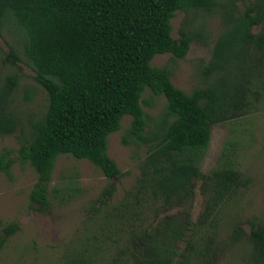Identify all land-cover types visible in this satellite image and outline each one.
I'll return each mask as SVG.
<instances>
[{"label":"trees","instance_id":"1","mask_svg":"<svg viewBox=\"0 0 264 264\" xmlns=\"http://www.w3.org/2000/svg\"><path fill=\"white\" fill-rule=\"evenodd\" d=\"M241 5L236 0H0V32L10 25L23 34V58L46 94L44 113L15 151L36 173L29 207L50 210L49 183L61 155L87 160L108 180L119 178L107 147L124 116L131 120L122 143L147 147L140 176L124 201L106 209L116 189L111 183L104 187L96 200L104 207L102 220L91 217L95 229L86 228L85 243L66 253L64 264H173L176 259L199 264L208 258L221 212L247 186L227 149L208 174L199 170L211 129L264 109V0H241ZM177 11L186 17L174 39L171 20ZM188 13L199 14L201 22ZM214 16L223 30L200 68L202 86L186 93L171 82L167 67L151 61L167 53L183 59L193 40L206 42L204 19ZM19 59L11 48L4 62L14 66ZM18 81L16 73L0 75V137L15 134L20 125ZM146 90L165 98L152 129L143 109L151 106L143 99ZM11 152L0 151V173L8 178ZM195 180L204 202L193 221ZM174 207L181 210L154 224L143 219L147 212ZM16 230L15 224L4 227L0 246ZM232 236L243 237L239 229ZM244 238L250 246L247 264H264V224Z\"/></svg>","mask_w":264,"mask_h":264},{"label":"rangeland","instance_id":"2","mask_svg":"<svg viewBox=\"0 0 264 264\" xmlns=\"http://www.w3.org/2000/svg\"><path fill=\"white\" fill-rule=\"evenodd\" d=\"M241 7V0H236ZM253 1V0H251ZM186 14L177 11L171 20L172 37L177 39L178 31ZM187 17L201 22L199 14L188 13ZM206 42L193 40L183 59H174L171 54L156 55L151 65L167 67L170 80L177 88L189 93L202 86L200 68L211 58V52L223 28L218 16L204 19ZM258 28H254L256 32ZM23 34L6 25L0 32V75L16 73L19 76L15 92V107L20 118L17 132L0 137V151L12 150L14 163L11 177L0 173V235L9 224L17 226L16 232L0 246V264H64V255L85 243L88 230L95 229L91 217L102 220L104 207L96 200L108 184L115 186V192L106 209L117 206L140 176L139 165L146 156L147 147L124 145L121 141L130 124L131 117L124 116L119 131L108 137L107 153L117 164L121 175L108 180L87 160H76L70 155H61L56 161L49 183L50 210L46 213L29 207V193L36 181V173L28 164L17 160L19 142L31 134V123L39 118L46 108V94L33 80L35 74L27 65L21 52ZM20 58L14 66L4 62L10 49ZM143 99L151 106L143 105L150 129L159 119L165 107L163 96H154L149 90ZM227 149L236 169L247 179V186L240 189L220 214V228L214 249L208 258L199 264H247L250 246L245 235L257 224H264V109L255 110L240 119L215 125L199 170L208 174L219 162ZM204 196L201 182L194 181L191 218L196 221L203 209ZM96 208L93 209L92 206ZM98 212L96 213V210ZM153 208L151 207V211ZM181 208L169 211L159 208L157 213L147 212L143 219L154 224L167 214H175ZM90 219V220H89ZM239 229L243 237L234 238L233 230ZM93 233V231H92ZM108 244V243H107ZM183 249L184 243H180ZM109 259V254H105ZM173 264H180L176 259Z\"/></svg>","mask_w":264,"mask_h":264}]
</instances>
